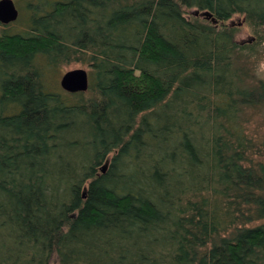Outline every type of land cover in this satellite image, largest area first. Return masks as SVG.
<instances>
[{
	"label": "trees",
	"instance_id": "trees-1",
	"mask_svg": "<svg viewBox=\"0 0 264 264\" xmlns=\"http://www.w3.org/2000/svg\"><path fill=\"white\" fill-rule=\"evenodd\" d=\"M28 9L24 33L0 23V264H264L246 132L264 111V0ZM74 63L89 90L49 91L44 66Z\"/></svg>",
	"mask_w": 264,
	"mask_h": 264
},
{
	"label": "rangeland",
	"instance_id": "rangeland-1",
	"mask_svg": "<svg viewBox=\"0 0 264 264\" xmlns=\"http://www.w3.org/2000/svg\"><path fill=\"white\" fill-rule=\"evenodd\" d=\"M19 10L20 16L17 22L12 23L8 27V31L11 34L14 33H24L27 30L28 27V19L30 16L29 9H28V3H36L37 0H13ZM242 16H235L233 19L228 23V25H231L232 23L239 25L241 29L239 30V33L236 36V41L238 42H245L249 41L251 39V33L250 30L246 27H242L243 22ZM77 69H83L86 70L90 76V82H91V72L90 68L87 65H83L80 63H74L69 66H63L59 67L55 70L48 69L44 66V70L46 71L45 74V84L49 91L51 92H57V93H67L61 88V80L64 74H66L69 71L77 70ZM259 74L264 80V58L261 61L260 67H259ZM252 114V113H250ZM249 114V118H250ZM247 134L250 138L253 139L254 143V149H261L262 156L261 157L264 160V111L255 112L252 114L250 118V123L247 125ZM111 158L106 160L100 167V172L103 173V168L107 163V169L105 173L108 172L110 164H111ZM57 258H53L52 264H57Z\"/></svg>",
	"mask_w": 264,
	"mask_h": 264
},
{
	"label": "water",
	"instance_id": "water-1",
	"mask_svg": "<svg viewBox=\"0 0 264 264\" xmlns=\"http://www.w3.org/2000/svg\"><path fill=\"white\" fill-rule=\"evenodd\" d=\"M20 16L19 10L13 0H0V23L7 26L18 21ZM207 19H213V23L218 21L213 18L212 14L204 13ZM61 88L69 94L85 93L89 90L90 78L86 70L77 69L64 74L61 80ZM107 163L103 168V173L107 169Z\"/></svg>",
	"mask_w": 264,
	"mask_h": 264
}]
</instances>
